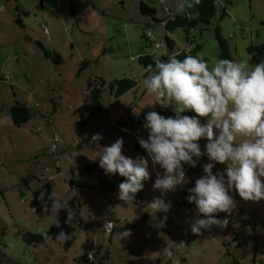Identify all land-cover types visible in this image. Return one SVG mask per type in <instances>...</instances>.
<instances>
[{
    "label": "rangeland",
    "instance_id": "rangeland-1",
    "mask_svg": "<svg viewBox=\"0 0 264 264\" xmlns=\"http://www.w3.org/2000/svg\"><path fill=\"white\" fill-rule=\"evenodd\" d=\"M174 1L181 14L192 5ZM42 3L0 0V264H81L93 248L96 264H254L256 249L264 258V139L242 124L264 95V0H216L213 18L189 32L201 46L192 81L176 58L163 75L139 62L169 54L162 28L145 38L142 24L151 11L169 20L166 0ZM217 27L236 88L219 79ZM186 35L169 36L190 48ZM123 79L137 86L117 98L110 84ZM90 84L102 87L100 115ZM208 96L217 113L189 122ZM17 103L36 115L25 125L12 121ZM27 232L51 235L34 246Z\"/></svg>",
    "mask_w": 264,
    "mask_h": 264
},
{
    "label": "trees",
    "instance_id": "trees-1",
    "mask_svg": "<svg viewBox=\"0 0 264 264\" xmlns=\"http://www.w3.org/2000/svg\"><path fill=\"white\" fill-rule=\"evenodd\" d=\"M216 13V0H202L199 5H191L188 7L186 13L181 14L180 12H177L175 14L174 19H169L167 22V25L165 26V31L167 32V42L166 47L168 52L171 54L172 52H175L176 46H174L173 40L170 38L169 35H174V32L177 29H184L186 30V41L191 46L190 48H183L186 50H189L190 52L187 54L186 52L177 55L176 58L177 62L179 63L177 65L178 69H183L186 73V78L188 81H192L193 79V63H194V54L197 53L198 49H201V46L193 47L191 39L188 38L189 32L193 30L195 26L199 24V22H209L213 16ZM197 16V17H196ZM155 23H158L159 20H153ZM21 23V22H20ZM145 26V31L147 30V25L150 26V28H153L154 25H151L150 23H142ZM164 28V27H163ZM145 38H147L145 36ZM216 39L219 43L221 54H220V63H221V72L219 75V79L230 88H236L239 86V80L237 71L238 69L233 64V57L231 48L229 45L228 40L222 35V31L220 27L216 28ZM169 55V54H168ZM168 55L162 57V58H156L152 54H140L139 55V62L140 65L145 69L147 74H160L163 75L165 71H167L171 65H172V59L168 58ZM47 57H51L54 59L56 64H61L62 60L59 55H54L53 57L51 54L46 53ZM85 65V64H84ZM183 65H186L185 68H183ZM84 68H82L83 70ZM0 77H1V67H0ZM105 83L101 82V86L103 87ZM111 85L112 93L115 94L117 98L121 97L122 95L126 94L130 90L134 89L137 86V82L132 79H123V80H116ZM93 86L90 84L89 88L91 91V97H92V111L94 114L100 115L102 113V107L100 104V101L102 99V87L98 88L97 86L93 90ZM240 101L241 102H248L250 101V96H244L240 95ZM204 104L201 110L198 112H191L188 111L186 114L189 117V122L194 124H203L208 121H210L213 116L217 113V105L213 101L212 98L205 97L203 100ZM39 107V106H36ZM82 114V119L84 116V109L80 110ZM35 113L32 108H29L26 104H20L17 103L13 108L11 109V117L12 121L16 126H21L27 124L29 121H31L35 117ZM247 129L253 130L258 129L260 132V136L262 139H264V96L258 98L256 102L252 105V107L246 112L243 123H242ZM151 145V143H147V145ZM142 146L138 143L136 146L137 149H140ZM128 175H123V178H127ZM103 184L107 186L108 188L111 187L108 183H106L104 180H102ZM135 199L142 200L143 195L137 194ZM134 201V200H132ZM136 202V201H135ZM139 204V202H136ZM210 216H213L212 213L209 211L206 213L205 218ZM204 218V219H205ZM245 224H249L248 222H245ZM51 233L44 232L41 234H33L30 232H27L23 235L24 241L28 243L29 245L34 246H40L43 245L47 239L50 237ZM237 239L234 241L237 243L239 241V237H236ZM233 242V243H234ZM93 248L86 256H84L81 260V264H96L95 259L96 255L99 253L94 254L93 259H89V255L93 252Z\"/></svg>",
    "mask_w": 264,
    "mask_h": 264
},
{
    "label": "built area",
    "instance_id": "built-area-1",
    "mask_svg": "<svg viewBox=\"0 0 264 264\" xmlns=\"http://www.w3.org/2000/svg\"><path fill=\"white\" fill-rule=\"evenodd\" d=\"M191 2H192V4L193 5H199L200 3H201V1L202 0H190ZM176 14V13H175ZM175 14H173L172 15V17H171V19H174V17H175ZM167 21L166 22H164L163 23V26H164V30H165V26L167 25ZM42 28H43V30H45V31H47V26L46 25H42ZM146 31H145V36L147 37V38H152V36H153V29L152 28H150V26L149 25H147V27H146ZM165 35L167 36L168 34H167V32L165 31ZM174 35H172L171 34V37H173ZM155 45H156V47H162V45H160V44H156L155 43ZM184 52H186L187 54L190 52L189 50H186V49H183V48H175V52H173V54L171 55V57L172 58H174V57H176L177 55H179V54H182V53H184ZM186 67V65H183V68H185ZM175 69H177L178 67L177 66H175L174 67ZM37 106H39V105H37ZM57 151V141L55 142V144H54V146H53V149H52V151H51V153L54 155V153ZM49 169L47 168V171H48ZM162 197L163 198H166V195L165 194H162ZM115 228V224H114V222H109L106 226H104V230H106L107 232H108V234H110L111 233V230H113ZM206 231L210 234V235H212V236H214V237H216V236H218V231L217 230H215V229H213V228H210V227H207L206 228ZM185 243H187V241H185ZM231 246H236V243L234 242V243H232V245ZM98 252V249H94L93 250V252L89 255V259L91 260V259H93L94 258V254H96Z\"/></svg>",
    "mask_w": 264,
    "mask_h": 264
},
{
    "label": "crops",
    "instance_id": "crops-1",
    "mask_svg": "<svg viewBox=\"0 0 264 264\" xmlns=\"http://www.w3.org/2000/svg\"><path fill=\"white\" fill-rule=\"evenodd\" d=\"M167 1V5H166V8L169 10V15H173L174 13H176V12H179L180 11V9L181 8H179V4L178 3H176L174 0H166ZM41 5L43 6V3H42V0H41ZM153 12V13H152ZM149 14H151V18L153 19V20H159V22L158 23H155L154 21H151V22H149V21H146V23H152V24H154V27H158V26H160L161 28H162V30H163V32H164V34H165V30H164V26H163V23L164 22H166L168 19H166L167 18V16H168V12L167 13H165L166 14V18H164V17H160V16H158L157 15V13H156V11H151ZM149 14H147L146 13V16H145V18H148V16H149ZM172 17V16H171ZM146 20V19H145ZM138 21H142V20H138ZM139 23H142V22H139ZM151 24V25H152ZM173 54V52L170 54L169 53V55H168V58L169 59H172L173 60V56L171 57V55ZM262 96H264V95H262ZM262 96H260V97H262ZM259 97V98H260ZM234 152H236L235 150H234ZM234 174V173H233ZM235 175V174H234ZM211 211V210H210ZM211 212H214V211H211ZM257 230V229H256ZM255 230V231H256ZM236 237H239V236H236ZM235 237V239H234V241L237 239ZM239 240H240V237L238 238ZM238 243H239V241L236 243V246H238ZM263 249H264V247H263ZM256 254H255V257H254V260H253V263L254 264H264V258H261V259H258V251H257V249H256V252H255ZM264 255V254H263ZM259 261H261V263L259 262ZM238 264V263H237Z\"/></svg>",
    "mask_w": 264,
    "mask_h": 264
},
{
    "label": "water",
    "instance_id": "water-1",
    "mask_svg": "<svg viewBox=\"0 0 264 264\" xmlns=\"http://www.w3.org/2000/svg\"><path fill=\"white\" fill-rule=\"evenodd\" d=\"M151 44H152V42H151Z\"/></svg>",
    "mask_w": 264,
    "mask_h": 264
}]
</instances>
